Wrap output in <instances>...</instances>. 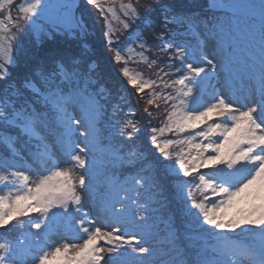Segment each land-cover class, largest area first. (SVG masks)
Here are the masks:
<instances>
[{"label":"snow or ice","instance_id":"snow-or-ice-1","mask_svg":"<svg viewBox=\"0 0 264 264\" xmlns=\"http://www.w3.org/2000/svg\"><path fill=\"white\" fill-rule=\"evenodd\" d=\"M87 6L148 120L135 118L126 90L114 101L101 83L88 58ZM207 9L0 0V230L17 232L0 240V264H264V0H209ZM242 11L259 20L258 51L248 55L231 42ZM26 33L36 51L13 77ZM154 119L151 147L138 146ZM117 168L131 174L120 179ZM160 171L183 218L162 221L164 230L152 216Z\"/></svg>","mask_w":264,"mask_h":264},{"label":"rangeland","instance_id":"rangeland-1","mask_svg":"<svg viewBox=\"0 0 264 264\" xmlns=\"http://www.w3.org/2000/svg\"><path fill=\"white\" fill-rule=\"evenodd\" d=\"M16 2L19 3V2H21V0H16ZM125 2H126V0H125ZM162 2H164V3H172L175 6H178L177 9L180 10V11L184 10V9H187V8H190V9L195 10L198 13H201V14H198V15H202V14L205 15L206 13H208L207 4H208L209 0H162ZM116 7H117V10H119V3H117ZM88 8L89 7H87V9ZM141 11H143V9H141ZM215 12H216V10H215ZM194 14H196V13H194ZM208 14H210V13H208ZM223 14L224 13L222 12V15ZM248 14H250V13H248ZM12 15H13L14 18L17 15V12L15 11V9L13 10ZM153 15H155V13ZM229 15H231V13H229ZM240 15H241V22H240L238 28L233 30V33L236 32L237 36L236 37H232L231 38V42L234 41V40L237 41L239 36H241V35L246 36V30H245L246 26L245 25H250V28L252 26L259 25V20L258 19L256 20L255 23H247L246 22V15L247 14L245 12L242 11L240 13ZM117 27H119V26L117 25ZM250 28H249V31H250ZM253 32H255V31L253 30ZM118 34H120V33L118 32ZM92 40L94 41L95 38L92 37V39L88 42V45L90 46V48H92V45H93V41ZM48 45H49L48 42H46V44H45L46 49H47ZM256 45H259V44H256ZM238 47H239L238 50H239L240 54L247 55L249 53H252V51L249 48H245L243 46H238ZM251 48H252V44H251ZM255 48H257V47H255ZM255 48H252V50H254ZM26 50H28V52L36 50L35 46L33 44V41L31 39V36L28 33L20 36L19 52H18V55H17V66L10 69L12 74L14 73L16 75V73H17L16 69L19 68V63L23 62L24 65H25V60H26L27 57H29V56L25 55V51ZM91 53L92 52L88 53V58L91 57L90 56ZM107 57H106L107 62L109 64V67L111 68L112 65L109 62L110 61V59H109L110 57L108 55H107ZM112 61H113V53H112ZM129 65L130 66L133 65V68L138 70V71H140L141 73H143V75L145 77L147 75H149L148 73L151 72L143 64H141V66H140L138 63H129ZM23 68H25V67L23 66ZM112 69H113V67H112ZM113 71H114V69H113ZM116 77L118 79L122 78V77L119 78L117 75H116ZM127 97H128V95H127ZM113 100L115 101V99H113ZM123 107H124V105H123ZM152 111L155 112V108H152ZM135 118L138 120L137 116ZM115 119H117V120L121 119V115L118 113V115L115 117ZM143 119L144 120H148L149 118L147 116H145V118H143ZM151 126L159 127L160 126L159 125V119L152 120L151 124L147 123V125L145 127H144V124H143L142 130H141V132L139 134V139L136 141V144L138 146H145L146 145V137L151 135V133L146 131V129L150 128ZM146 146L149 147V148L151 147L150 144H147ZM152 151H155V149H152ZM115 172H116L117 176L118 175L119 176H124V175L128 176V175L131 174L130 171L127 170V169H119V168H117V169H115ZM125 177H121V179H124ZM156 179H157V182L163 188V196L160 198V203H154L153 204V208L155 209V211L152 213V216H153L155 222L159 225L161 230L165 229V224L162 223V221L167 220L168 218H171L177 225H180L183 218H182V215L179 212V206H178V204H177V202L175 200L174 193H173V190H172V178L168 177V176H165L164 173L162 171H160V172H158V174L156 176ZM5 232H6L5 230H0V235L5 233ZM8 232L12 234L10 236H12V239L14 240L16 238V233L17 232L15 230H10ZM223 232L225 233V231H223ZM224 233H220V234H224ZM5 235H8V234H5ZM231 235H235V234L230 233L229 236H231ZM54 237H55V234L52 235V240H54L56 242L60 241L58 238L54 239ZM241 240L244 241V242H248V243L250 242V239L246 238V237L241 238ZM210 243H212V241H210Z\"/></svg>","mask_w":264,"mask_h":264},{"label":"trees","instance_id":"trees-1","mask_svg":"<svg viewBox=\"0 0 264 264\" xmlns=\"http://www.w3.org/2000/svg\"><path fill=\"white\" fill-rule=\"evenodd\" d=\"M182 4V3H181ZM88 11H89V17H88V22H89V35L87 37V43L92 39V37L95 38V40L93 41V45L91 48V57H89V59H94L97 61V72L99 73V78L101 80V83H103L108 89L111 90L113 96V99H117V96L120 94L126 93L128 95V98H131V106L135 107L137 109V113L136 116L138 117V120H140L142 117L145 118V116L142 113V109L145 106L144 104V100H141L140 97L136 94L134 88L130 87L127 84V81L121 76L120 74V68L123 66L121 64H116L112 61V52L107 51V46L104 42V37H103V21L100 19L99 17V13L91 8V6H87ZM178 6H176L177 8ZM85 8V5L81 4V10H83ZM184 12H190V13H198L193 9L187 8L184 10H181ZM204 17V14H202ZM117 27V25H114ZM94 35V36H93ZM117 35L120 37V41L123 43L125 42V37L128 35V33H123V34H118ZM50 43V42H48ZM69 44L71 45L73 50H76V44L74 42H69ZM90 44V43H89ZM52 43H50L47 48L51 47ZM68 44L65 45V47H67ZM46 49V46H45ZM36 50L30 51L28 52V50L25 51V55L27 56H31L32 53H34ZM43 50H41V54H43ZM107 55L110 57V64L112 65V67H109V64L107 62ZM108 58V57H107ZM141 66V64H139ZM23 66L25 67L24 63L21 62L19 63V68L16 69L17 73L16 75L13 73V77H17L19 75H21L25 68H23ZM130 68H133V65L130 66L128 65ZM139 66V67H140ZM134 69V68H133ZM149 75H147V78H151V79H155L156 77L153 75V72L151 71L150 73H148ZM116 75L121 79H118L116 77ZM145 99H147V97H145ZM129 107V105H124V110H127V108ZM147 125V123H144V127ZM3 237L2 235H0V238ZM5 238V237H4ZM8 239H12V237H7Z\"/></svg>","mask_w":264,"mask_h":264}]
</instances>
